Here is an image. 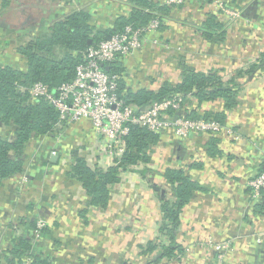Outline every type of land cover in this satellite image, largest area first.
<instances>
[{
    "label": "crops",
    "instance_id": "0c3cea01",
    "mask_svg": "<svg viewBox=\"0 0 264 264\" xmlns=\"http://www.w3.org/2000/svg\"><path fill=\"white\" fill-rule=\"evenodd\" d=\"M229 1L240 17L225 23L223 42L203 39L200 28L208 7L201 0H186L122 65L133 86H150L155 78L177 80L180 54L202 71L222 70L225 78L243 70L237 104L226 117L234 135H167L154 147V162L147 164L156 171L152 176L138 166L122 172L112 185L107 215L99 207L83 210L84 189L68 174L76 142L91 140L89 121L34 137L25 150L24 171L0 183V264H8L5 256L17 238L32 237L30 222L39 219L47 230L33 238L34 250L53 264H154L156 253H142L141 248L149 241L160 247L168 243L159 233L161 197L155 189H165L160 172L167 164L187 170L201 188L183 206L172 237L184 253L161 262L211 264L214 245L226 242L230 247L222 264H264V213L254 211L248 187L264 161V70L256 66L264 53V0ZM130 8L129 0H0V63L23 68L17 48L48 32L68 13L86 11L96 28L106 31L120 16H128ZM184 106L201 113L221 110L223 104L204 102L198 107L194 98Z\"/></svg>",
    "mask_w": 264,
    "mask_h": 264
},
{
    "label": "trees",
    "instance_id": "16d2710c",
    "mask_svg": "<svg viewBox=\"0 0 264 264\" xmlns=\"http://www.w3.org/2000/svg\"><path fill=\"white\" fill-rule=\"evenodd\" d=\"M129 2L131 4L129 15L120 16L114 27L109 30L97 29L88 12L74 11L56 21L48 32L34 36L17 48V53L24 57L23 68L15 64L0 63V124L4 132L0 134V183L24 171L23 158L28 143L34 137L52 134L57 122L58 115L53 106L44 98L31 100L29 87L36 82H42L48 90H55L60 84L73 80L76 67L84 62L85 51L105 39L107 34L121 32L127 25L143 28L153 19H157L159 26L154 32L156 35L165 27L164 19L170 16L174 7L179 9L184 5L160 3L155 0H129ZM225 2L228 6L232 5L229 0ZM223 19L215 12L205 14L200 31L206 42L218 44L225 40L226 22ZM151 34L153 33L149 35ZM123 59L124 57L113 62L106 67V71L119 75L117 94L125 103H134L143 108L155 101H162L178 94L183 97V102L174 115L216 120L223 125H226L227 111L237 104L238 92L241 89L238 78L244 75L243 70H237L226 79L221 73L222 70L202 71L192 65L185 55L180 54L176 61V69L180 76L177 80L155 78L150 86L143 82L133 86L126 80ZM256 66L261 71L264 70V53L260 54ZM194 98L198 107L204 102L215 101H221L223 107L221 110L208 108L198 113V110H190L184 106ZM167 135L170 134L131 125L126 136V150L119 164L107 169L91 167L82 157L76 156L68 174L86 191L87 198L83 210H87L88 207L106 208L110 202L111 187L120 181L121 171L131 166L154 162V147L162 139L166 140ZM73 153L77 155L76 150ZM263 170L264 161L253 178ZM149 171V168L141 170L142 173ZM187 172L184 168L169 164L160 172V177L165 181V193L160 198L162 221L159 233L166 235L168 243L160 247L157 242L149 241L141 248L142 253H156L152 258L154 264H163L162 258L169 260L184 253V248L173 242L172 237L178 227L183 206L191 199L195 190L201 188ZM248 187L254 211L263 214L264 189L261 190L260 197L254 198L251 186ZM36 221L30 222L32 230L36 227ZM46 230L44 226L40 234H44ZM33 241V236L17 238L14 246L5 256L6 262L11 264L30 256L31 264H53L34 250ZM158 246L159 250H157Z\"/></svg>",
    "mask_w": 264,
    "mask_h": 264
},
{
    "label": "built area",
    "instance_id": "2783aa9c",
    "mask_svg": "<svg viewBox=\"0 0 264 264\" xmlns=\"http://www.w3.org/2000/svg\"><path fill=\"white\" fill-rule=\"evenodd\" d=\"M185 1L166 0V3L179 5L184 4ZM203 2L207 5L208 12L221 15V19L224 18L226 23L240 17V11L228 6L225 0H203ZM158 26L157 19H153L143 28L127 25L121 32L110 35L108 39L99 41L85 51L84 62L76 67V75L72 81L62 83L52 91L42 82H36L29 87L31 100L44 98L56 110L58 118L55 127L65 129L81 120H88L91 124V140L86 143L76 142L70 155L71 164L76 156H79L91 167L107 169L117 166L126 150V136L131 125L158 133L168 132L177 139H186L191 133L196 132L234 135L231 128L219 121L174 115L183 102V97L178 94L162 101H155L143 108L134 103H125L119 97L117 94L119 75L108 73L106 67L140 49L146 37L150 33L154 34ZM153 42H157V39ZM74 150L77 151V155L73 153ZM138 166L142 169L149 168L150 176L156 172H152L147 164L131 166L120 171L122 173ZM147 180L148 185L154 187L153 180ZM249 185L252 188V196L260 197L261 190L264 189V170L251 179ZM84 192L87 198L86 191ZM164 193L165 189H159L160 197ZM106 209L107 207L102 209L105 215L109 213ZM44 226L46 222L43 219L36 221L33 238L40 237V230ZM165 237L166 235L163 238ZM229 247L226 242L214 245L216 255L211 264H222ZM11 264H31V257H23Z\"/></svg>",
    "mask_w": 264,
    "mask_h": 264
},
{
    "label": "water",
    "instance_id": "95a60500",
    "mask_svg": "<svg viewBox=\"0 0 264 264\" xmlns=\"http://www.w3.org/2000/svg\"><path fill=\"white\" fill-rule=\"evenodd\" d=\"M0 25H4V24L3 23H0ZM109 37H110V34H107L105 38L108 39ZM155 189L156 190H159L157 187H155Z\"/></svg>",
    "mask_w": 264,
    "mask_h": 264
}]
</instances>
